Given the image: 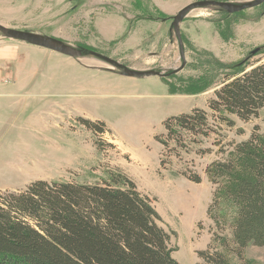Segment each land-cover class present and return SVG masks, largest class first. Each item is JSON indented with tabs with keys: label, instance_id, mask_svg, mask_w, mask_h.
<instances>
[{
	"label": "rangeland",
	"instance_id": "rangeland-1",
	"mask_svg": "<svg viewBox=\"0 0 264 264\" xmlns=\"http://www.w3.org/2000/svg\"><path fill=\"white\" fill-rule=\"evenodd\" d=\"M194 1L0 0V24L54 36L131 68L164 74L124 76L97 57L35 52L32 44L0 32V45H24L19 48L23 62L0 64V86L18 92L0 98L15 103L4 120L7 124L13 115L21 133L0 135V182L14 181L19 189L29 179L94 183L121 168L151 198L161 216L159 224L171 233L173 255L180 264H203L197 250L212 241L227 254L228 264H240L214 240V233L231 237L228 220L235 214L232 207L225 208L227 221L221 226L207 215L214 187L205 169L226 155L233 142L247 139L256 126L264 133V107L247 121L231 116L233 126L214 123L211 117L215 132L210 136L183 133L187 151L163 150L156 136L165 133L164 120L172 115L196 107L211 115L209 100L232 64L250 53V61L264 60V2L233 14L211 6L190 11L180 24L186 59L182 67L180 43L171 25ZM29 57L31 63L24 65ZM199 77L208 79L204 90L190 83ZM173 85L181 90L172 93ZM78 117L101 120L108 130H89ZM184 171L200 173L202 182L189 180ZM244 260L264 264V246L249 245Z\"/></svg>",
	"mask_w": 264,
	"mask_h": 264
},
{
	"label": "trees",
	"instance_id": "trees-1",
	"mask_svg": "<svg viewBox=\"0 0 264 264\" xmlns=\"http://www.w3.org/2000/svg\"><path fill=\"white\" fill-rule=\"evenodd\" d=\"M252 56L228 67L209 100L211 115L196 107L164 120L165 133L156 136L163 150H189L185 132L210 136L215 132L211 117L214 123L233 126L231 116L247 121L259 115L264 107V60L250 61ZM206 80L192 78L190 83L204 90ZM174 89L170 91L181 90ZM78 120L94 132L108 130L101 120ZM205 173L214 187L207 215L221 226L227 221L225 208L232 207L235 214L228 220L231 237L214 233V240L240 264H254L244 260V252L249 245L264 246V133L256 126L247 139L233 142L226 155L211 161ZM183 175L202 182L196 171ZM160 220L151 198L121 168L94 183L37 179L0 193V264H180L171 233ZM212 242L197 250L199 259L228 264L227 254Z\"/></svg>",
	"mask_w": 264,
	"mask_h": 264
},
{
	"label": "water",
	"instance_id": "water-1",
	"mask_svg": "<svg viewBox=\"0 0 264 264\" xmlns=\"http://www.w3.org/2000/svg\"><path fill=\"white\" fill-rule=\"evenodd\" d=\"M264 0H244L239 2L226 1V0H198L194 1L185 7H183L174 17L172 21L171 27L174 29L179 43H180V52L184 59L182 67L186 63L185 55H184V47L183 41L180 31V24L186 15L192 11L193 9L201 8V7H216L219 9H224L230 13L242 11L245 9H249L255 6L262 4ZM0 32L9 39H14L22 42H26L32 45H36L39 47L47 48L52 51H56L58 53L70 56L72 58H81L85 56H94L105 62H107L111 67L110 70H117L118 73L128 77H143V76H153V75H164L162 72L155 69H135L127 66L126 64L107 56L103 53H100L96 50L87 48V47H75L70 43L65 42L64 40L50 36L47 34H41L38 32L23 30L13 27H7L3 24H0ZM257 52V49H254L252 53Z\"/></svg>",
	"mask_w": 264,
	"mask_h": 264
},
{
	"label": "crops",
	"instance_id": "crops-1",
	"mask_svg": "<svg viewBox=\"0 0 264 264\" xmlns=\"http://www.w3.org/2000/svg\"><path fill=\"white\" fill-rule=\"evenodd\" d=\"M23 46L24 45H20V43L18 45H16V43H2L0 45V64H7V63L13 62L19 65L20 62H23L22 59H24V57H21V52H20V49ZM31 46L34 48L33 50L35 52H42L43 50H50V49L39 47L36 45H31ZM27 60H28L27 64H24V65H29L31 63L30 57ZM16 95H18V92L16 91V87L0 86V98L1 97H11V96H16ZM13 104L15 105L14 102L0 101V135H21V133H19V128L17 127L14 121L15 117L13 115H12L13 118L9 119L7 124H6V121L4 120V118H6L4 113L6 111H9V109H12ZM15 129H17V131ZM27 181L30 183L32 180L29 179ZM19 187L20 186L18 184H15L14 181L7 183V184L1 181L0 182V193L7 189L16 190V189H19Z\"/></svg>",
	"mask_w": 264,
	"mask_h": 264
}]
</instances>
